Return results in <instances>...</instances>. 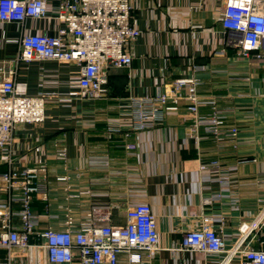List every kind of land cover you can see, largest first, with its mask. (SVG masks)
<instances>
[{
  "label": "crops",
  "instance_id": "obj_1",
  "mask_svg": "<svg viewBox=\"0 0 264 264\" xmlns=\"http://www.w3.org/2000/svg\"><path fill=\"white\" fill-rule=\"evenodd\" d=\"M60 1L48 0L49 12L54 14ZM130 1L141 34L128 46L131 64L108 71L99 100L75 97V63L15 60L21 30L54 35L59 21L0 24V66L15 68L20 93L48 97L45 121L14 131V166L47 164L46 199L37 193L32 200L38 231L62 229L68 216L75 225L101 217L122 225L128 207L147 203L160 238L151 264H219L223 255L184 250L181 240L208 215L229 247L241 223L264 210V60L242 57L228 45L232 33L220 22L222 0ZM190 76L200 82L199 114L217 110L228 126L237 127L236 138L217 142L202 130L198 139L191 138L186 102L160 124L132 129V98L154 95L173 79ZM127 143L135 148L126 149ZM56 145L66 147L67 160L56 158ZM85 189L90 192L78 196ZM7 199L0 193V203ZM13 223L18 226L20 220ZM257 237L252 245L264 249V229ZM30 242L24 252L0 248V260L48 264L45 249L34 245L36 237ZM229 264L242 263L235 257Z\"/></svg>",
  "mask_w": 264,
  "mask_h": 264
},
{
  "label": "built area",
  "instance_id": "obj_2",
  "mask_svg": "<svg viewBox=\"0 0 264 264\" xmlns=\"http://www.w3.org/2000/svg\"><path fill=\"white\" fill-rule=\"evenodd\" d=\"M222 1L220 22L223 29L232 33L228 45L242 57L264 60V0ZM28 18L40 21L53 18L61 25L54 35L23 33L20 29L15 60L75 63L78 66L75 97L84 100L105 96L108 71L131 64L128 46L141 34L133 22L130 0H61L54 14L48 10V0H0V24L15 23L22 27ZM15 74V68L0 66V165L7 166L6 171H0V193L8 197L6 204L4 200L0 203V248L18 247L24 252L34 236L38 241L34 245L45 249L48 264L76 261L77 264H122L121 258H125V264H151L149 259L160 250V238L156 216L147 203L128 207L122 225L105 222L104 217L97 218V222L87 219L75 225L68 216L62 229L38 231L40 220L32 209V200L35 194L44 192L48 167L46 163L15 167L12 146L14 131L20 125L45 121L48 97L17 91ZM199 85L196 77H181L154 95L132 98L136 123L132 129H150L160 124L168 112L179 110L181 102H186L191 138L198 139L200 130L217 142L236 137L237 127L228 126L217 110L208 115L199 114ZM125 147L131 150L135 145L127 143ZM55 156L67 160L66 147L56 145ZM217 165V161L212 162V166ZM57 180L66 178L59 176ZM89 192L82 190L78 196ZM42 197L46 199V194ZM14 204L18 208H13ZM15 218L20 220L18 226L13 223ZM262 229L264 210L241 223L239 237L228 247L212 216L205 215L196 227L183 233L181 248L205 255H223L219 264H229L235 257L242 264H264V249L252 245ZM9 262L0 260V264Z\"/></svg>",
  "mask_w": 264,
  "mask_h": 264
},
{
  "label": "rangeland",
  "instance_id": "obj_3",
  "mask_svg": "<svg viewBox=\"0 0 264 264\" xmlns=\"http://www.w3.org/2000/svg\"><path fill=\"white\" fill-rule=\"evenodd\" d=\"M200 95V94H199ZM201 98V97H200ZM235 126V125H234ZM236 127V126H235ZM236 137H237V135H236ZM236 137H229L228 139H231V138H236Z\"/></svg>",
  "mask_w": 264,
  "mask_h": 264
}]
</instances>
